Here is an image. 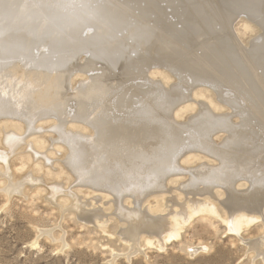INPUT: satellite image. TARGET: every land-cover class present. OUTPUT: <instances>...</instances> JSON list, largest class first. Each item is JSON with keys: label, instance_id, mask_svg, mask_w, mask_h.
<instances>
[{"label": "bare ground", "instance_id": "obj_1", "mask_svg": "<svg viewBox=\"0 0 264 264\" xmlns=\"http://www.w3.org/2000/svg\"><path fill=\"white\" fill-rule=\"evenodd\" d=\"M10 139L32 163H52L37 150L65 157L55 165L77 193L67 191L62 211L104 231L93 202L108 199L125 223L127 260L141 240L159 249L177 240L199 213L241 239L264 224V0H0V141ZM2 157L6 194L43 182L16 181ZM171 188L182 204L165 198ZM241 242L264 261V235Z\"/></svg>", "mask_w": 264, "mask_h": 264}, {"label": "rangeland", "instance_id": "obj_2", "mask_svg": "<svg viewBox=\"0 0 264 264\" xmlns=\"http://www.w3.org/2000/svg\"><path fill=\"white\" fill-rule=\"evenodd\" d=\"M242 25L241 22H238L236 28H241ZM255 34L245 36V43L253 45L259 32L256 31ZM81 79H77L76 84L82 83ZM77 87L75 86L74 89ZM193 115L195 114H189L186 119L178 120V122L184 123L193 118ZM44 126L42 129L46 131L40 135L45 138V147L49 149L50 140L58 138L57 134L52 131V124L46 122ZM75 133L83 136L80 132ZM88 135L86 137L93 136ZM28 141L26 139L24 142L28 143ZM13 145L11 139L6 143L0 141V157L3 156L2 158L7 160L6 165L11 170L13 178L18 181L31 174L34 175L33 179L41 178L43 182L40 183L41 179H39V183L36 184L27 183V185L25 183L21 188V193L8 195L2 189V185L7 184L6 177L5 175L0 176V264H111V259L112 264H264L260 256H253L254 252L249 251L246 245L241 242V240L246 242L250 239L256 240L264 235V224L261 219L241 232L240 239L227 231L221 219L206 213L196 214L180 232L179 238L168 242L163 249H159L155 245L145 247L141 240L142 252L132 254L131 258L127 260L124 256L127 248L119 234L125 223L118 220L115 208L112 209L111 205L106 203L108 199L102 198L96 204L93 202L94 206L103 210L106 215L104 231L94 223L82 220V216H77L74 210L62 211L60 206L64 205V200L70 198L67 191H71L70 188H72L77 193L73 188L76 181L70 172L63 167V171L68 172L71 177L59 174L58 165L62 166L61 161H64L65 157L63 159L58 153L52 159L49 152L37 150L41 154H48V159L52 163L41 162L42 158L40 160L37 158L38 161L32 163L28 159L32 151H29L25 146ZM151 150L153 152L155 147ZM36 163H42L45 167H42V170L38 172ZM3 165L4 163L0 159V166ZM192 165H196V163ZM48 169H51V172L46 173ZM0 175L2 174L0 173ZM175 186L176 184L171 185V187ZM52 188L59 190L54 195L55 197L51 195ZM172 190L171 188L164 195L165 198L174 196L173 198L182 204L186 199L185 195L181 194L178 197V192ZM241 190L246 192L245 188ZM84 192L85 189H82L79 195L85 199L92 198ZM79 195L76 194L77 197ZM53 197L56 201L51 202L50 199ZM148 200L151 201L152 198L150 197ZM203 200L201 199V201ZM212 201L218 205L219 213L222 215L223 208L219 195ZM104 203L107 205L103 206ZM161 204L163 202H159V205ZM41 230H51V236L41 235ZM33 242H37V245L32 246ZM191 247H205V250L202 249V251L191 255L189 252ZM112 253H117L120 256L113 259Z\"/></svg>", "mask_w": 264, "mask_h": 264}]
</instances>
